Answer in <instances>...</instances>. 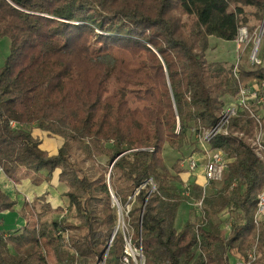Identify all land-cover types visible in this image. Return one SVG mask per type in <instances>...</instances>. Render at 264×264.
I'll use <instances>...</instances> for the list:
<instances>
[{
	"label": "trees",
	"instance_id": "16d2710c",
	"mask_svg": "<svg viewBox=\"0 0 264 264\" xmlns=\"http://www.w3.org/2000/svg\"><path fill=\"white\" fill-rule=\"evenodd\" d=\"M251 17L264 19V0H0V37L11 40L0 69V171L11 180L27 172L36 186L58 172L65 188L55 209L46 193L21 205L0 189V264H134L126 239L144 264H238L254 248L251 264H264V220L255 223L264 105L263 149L246 111L206 143L225 154L224 178L181 226V208L203 188L164 157L167 146L181 154L203 143L240 85L264 82V33L257 66L248 59L235 75V64L207 59L212 37L236 41ZM34 129L61 140L56 153ZM95 190L131 206L130 233L112 205L90 209Z\"/></svg>",
	"mask_w": 264,
	"mask_h": 264
},
{
	"label": "built area",
	"instance_id": "2783aa9c",
	"mask_svg": "<svg viewBox=\"0 0 264 264\" xmlns=\"http://www.w3.org/2000/svg\"><path fill=\"white\" fill-rule=\"evenodd\" d=\"M264 33V28L260 29V32L258 34V38L256 37V34L254 35L255 37L251 36L252 34L249 32L248 28L243 27L239 31V35L237 40L235 41L237 44V51L239 52L242 48V50H246L248 47V44L250 43L249 40L251 41H256V46L251 55L249 56V62L251 66H257L260 64L259 60V46L260 42L262 40ZM241 62V57L239 56L237 59V62L234 65V73L235 75L237 74L239 70ZM262 93H264V82L262 83H257V82H252L251 84L247 86L240 85L239 89V94L237 96V104L231 105L228 108L224 110V112L221 115V118L217 125L211 129V130H206L203 135L201 136V139L203 143H209L213 138H215L219 134H227L228 133V126L230 121L233 118H236L240 115V112H248L249 116L251 119H253L258 126L257 134L255 136V143L254 145H257L260 149H263L261 145L262 137H263V130H262V125H263V119L260 114V112H257V108L264 105V97L262 96ZM227 160L226 156L222 151H208L207 153V163L204 168L205 172V177H206V185L203 188V195L202 197L195 202V207L199 212L202 211L205 203V193L207 187L211 183H219L223 181L225 170L227 168ZM187 166V167H185ZM183 169H186V173L189 175H193L195 171L198 168V163L197 160L194 159L193 157L188 159L186 161V164L182 165ZM191 194V187L187 180H184V192L183 195L185 196H190ZM111 198L114 200L115 197L113 193H111ZM116 200V199H115ZM264 220V190L262 193L259 195L258 198V206H257V212L255 215V223L260 224ZM226 229L229 230L230 225L229 223L226 224L225 226ZM127 242V250L126 253L129 255L134 264H136V259L135 257L140 261L139 264H144V258L143 255L141 254L140 251L134 250L131 246V240L126 239ZM131 251H136L139 255L133 257L129 252ZM257 260V251L256 248H254L249 256L247 261L239 262L238 264H251L252 262ZM126 262L128 260L126 259Z\"/></svg>",
	"mask_w": 264,
	"mask_h": 264
},
{
	"label": "rangeland",
	"instance_id": "374dc122",
	"mask_svg": "<svg viewBox=\"0 0 264 264\" xmlns=\"http://www.w3.org/2000/svg\"><path fill=\"white\" fill-rule=\"evenodd\" d=\"M247 11L248 12H254L253 9H249V8L247 9ZM262 24H263V20H257L254 17L250 18V21H249L250 31L249 32L252 34L251 36L255 37L254 35L256 34V37L258 38V34L260 32V29L262 28ZM249 42L250 43L248 44V47L245 51L242 50L243 49L242 48L238 52L237 51V44L235 41L234 42H225V41H222V40H219V39L212 37L210 39L211 49L207 52V59L210 62H220L222 64H225L228 67H231L232 65H234L237 62V59L240 56L241 62H240L239 67L249 66L248 65V59H249V56L251 55V53L253 52V50L255 49L256 41L254 42L252 40L251 41L249 40ZM259 47H260V54H261V42H260ZM10 52H11V40H10V38L0 37V69L4 67L6 59L10 55ZM263 63H264V60H263ZM39 133H41V135H43L42 137L44 138V134H42V132H39ZM45 141L47 142L45 147L47 148V150H49L51 152H56L58 150L59 146L61 145V140L58 138H53V139H48V140L45 138ZM205 147L209 150L208 144L202 143L200 141L198 143V146H196V144L194 143V145L192 147L183 149V151L180 154L176 150H173L167 146L165 149V152H164L166 164L169 167V169H171L172 171H173L174 165H176L177 163L181 167V169H183L182 165L186 164L185 161H186L187 157L192 156L198 152L206 154V152L204 150ZM197 162H198V160H197ZM101 163L105 164V160H101ZM0 172H2V171H0ZM28 174L29 173H27V172H23V174L21 176L23 178H25V177H27ZM57 174H58V172H56V175ZM0 176H4V175H0ZM182 177H185V175L182 174ZM14 184H16V183L11 181L10 185H7V181L5 179H3V177H0V189L2 188L5 192L8 193L9 191L16 189ZM8 186H12V187L6 188ZM152 186L155 189V185L153 183H152ZM44 191L45 190H41V193L43 194ZM46 191H48V189H46ZM64 191H65V188L63 186H58L57 192H55L54 196H50L49 194H47L48 195L47 200L51 201L53 206L62 204L61 193H63ZM14 192H18V191L15 190ZM18 194H20V193H17V195ZM42 194H39V195L41 196ZM13 197H15V196L13 195ZM115 199L113 200L111 197L108 198L103 193L95 190L92 192L89 207L92 211H99L108 205H112V207L117 210V214H118L117 228L120 230L121 233L126 235V234L130 233V228L127 225V214L129 213L131 206L127 205L126 207H122L121 204L119 203L118 199L116 197H115ZM196 199H197V197H195V199L189 201L185 206H183V208H181V210L179 212L178 220H177V226H181V224L184 223V221H187V219L194 220L196 217H199L197 210L195 209ZM22 202H23V199L21 200V203H20L21 205L23 204ZM20 207L21 206H19L18 208H20ZM223 219H225V216H223ZM32 221L35 222L34 218L32 219ZM129 251H130L129 253L133 257L139 255L134 250L133 251L129 250ZM135 259H136V261H135L136 264H139L140 261L136 257H135ZM52 264H55L54 259H52Z\"/></svg>",
	"mask_w": 264,
	"mask_h": 264
},
{
	"label": "crops",
	"instance_id": "0c3cea01",
	"mask_svg": "<svg viewBox=\"0 0 264 264\" xmlns=\"http://www.w3.org/2000/svg\"><path fill=\"white\" fill-rule=\"evenodd\" d=\"M38 132V133H37ZM41 132L40 130H37V129H34L33 130V134L34 136H37L39 137L42 141H43V148L45 150H47V148L45 147V145L47 144V142L45 141V138L48 140V139H53V138H49L47 137L43 132L42 134H44V138L42 137L43 135H41ZM205 152L206 154H203V153H195L193 156L194 159H197L198 160V168L197 170L195 171V173L192 175V178H190V180H193L192 182H194L196 185H198L199 187H202L204 188V186L206 185V177H205V172H204V168H205V165L207 163V153H208V149L205 147ZM48 152H50L51 154H54L56 152H51L49 150H47ZM187 167V166H185ZM24 172V171H23ZM23 172H21L19 175H17L14 179H10L8 178L3 172H0V175H4V176H0V177H3V179H5L7 181V185H10V182L13 181L14 183V186L16 187V189H13L11 191H9L8 193L5 192L2 188L1 190L6 193L8 196H10L11 199L13 200H17L19 201V203H21V200L23 199V202L24 201H28V202H33L34 198L35 197H39L40 195L39 194H42L41 193V190H45L48 189V191H44L46 194H49L50 196H54L55 195V192H57V188L59 186V182H58V176L55 174L54 178H53V181L51 183V186H49L47 183H43L41 186H36L34 184V181L32 179V177L30 175H27V177L23 178L21 175L23 174ZM185 175V177L187 176H190L188 173H185L183 174ZM9 187H12V186H8L6 188H9ZM14 187V188H15ZM7 190V189H6ZM15 190H17L18 192H14ZM43 192V194H45ZM13 193V194H12ZM17 193H20L17 195ZM42 194V195H43ZM13 195L15 197H13ZM49 203H51V201L48 200ZM59 204V203H58ZM63 204V203H62ZM62 204H59V205H56V206H53L52 203V207L55 209L57 207H60V206H63ZM187 204V203H186ZM185 204V205H186ZM21 206V205H19ZM4 215H8V212H5ZM186 221H184L185 223ZM236 260V259H235ZM234 260V261H235ZM236 262V261H235ZM238 262V261H237ZM236 262V263H237Z\"/></svg>",
	"mask_w": 264,
	"mask_h": 264
},
{
	"label": "water",
	"instance_id": "95a60500",
	"mask_svg": "<svg viewBox=\"0 0 264 264\" xmlns=\"http://www.w3.org/2000/svg\"><path fill=\"white\" fill-rule=\"evenodd\" d=\"M262 28H264V19H263V24H262Z\"/></svg>",
	"mask_w": 264,
	"mask_h": 264
}]
</instances>
